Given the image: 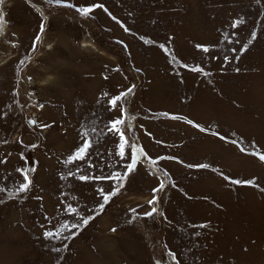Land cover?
<instances>
[{"label": "rangeland", "instance_id": "rangeland-1", "mask_svg": "<svg viewBox=\"0 0 264 264\" xmlns=\"http://www.w3.org/2000/svg\"><path fill=\"white\" fill-rule=\"evenodd\" d=\"M0 11V264H264V162L246 154H264V0H5ZM129 87L126 139L157 163L138 158L100 211L96 189L114 182L75 176L124 170L101 130L119 115L107 101ZM82 126L89 154L65 165ZM17 168L31 181L22 194Z\"/></svg>", "mask_w": 264, "mask_h": 264}, {"label": "snow or ice", "instance_id": "snow-or-ice-1", "mask_svg": "<svg viewBox=\"0 0 264 264\" xmlns=\"http://www.w3.org/2000/svg\"><path fill=\"white\" fill-rule=\"evenodd\" d=\"M49 2L51 3L52 0H49ZM56 4L60 5L61 4V0H55ZM5 3V0H0V5H3ZM64 7H68L71 8L73 7L71 4H64L62 5ZM103 5L101 4H94L88 7H78L75 9V11L77 13H79L81 16H88L89 13H91L95 8H102ZM36 11L39 13L40 10L36 9ZM42 16V13H41ZM3 23H4V13L2 11H0V35L3 34ZM117 23H119V21H117ZM237 23H243V21H238ZM122 28L124 27L122 24L120 25ZM231 27L235 28L237 27V24L234 23L231 25ZM44 31V23H43V18L41 20L40 23V32L42 33ZM125 31H127V29H125ZM256 38V34L253 32L252 33V40H254ZM40 36L37 35L36 36V40H39ZM144 43H149V41L145 40ZM249 43H251V40H249ZM205 52H207V48L203 49ZM245 49H241V51L243 52ZM115 71V69H114ZM190 71L192 72H199L200 69L199 68H192L190 69ZM133 91L132 87L127 88L124 91H121L118 95H114L112 96L108 101V111H112L113 109L119 107V115L118 117L109 120L105 126L104 129L106 130H101V134L103 135H107V133H111L113 136L116 137V140L113 141L114 144V155L119 157L120 160L125 161V163L123 165H121V167L124 169L122 172H110L107 176H96V177H92L89 174L86 173H81L80 175H76L75 179L79 180V181H86V180H91V179H95L97 181L102 180V179H106V180H111L114 183L111 185V191L109 192H105L104 190L97 188L96 191L99 193V195L102 197V202L98 201V208L100 211H103L105 208V205H107L110 201V199L115 196L120 189H123L125 187V182L126 180L129 178L131 173H134L136 171L137 168V164H138V158L143 157L144 160L149 162V166L151 167L152 165H155L157 163L156 159H150L148 157V155L145 153V151L139 147H137L135 144H132L130 141H128L126 139V135L124 133V127L126 126L127 122H128V117H127V113H126V109L123 107L122 104L118 103L120 101H122L123 99H126L128 95H130ZM107 95V94H105ZM30 125L33 124V121H29L28 122ZM188 123H191L190 121ZM43 127H50V125H44ZM192 127H198V125L196 124H192ZM95 131V129H93V132ZM130 131V129H129ZM200 131H204L203 129H200ZM79 135L81 137V143L78 144L75 149L71 152V154H69L66 158V160L63 161V163L65 165L68 164H72L74 161H80V160H84L86 158V156L89 154V149L92 147L91 144V140L89 139V135L90 133L88 132L87 129H85L83 126L81 127V130L79 131ZM213 135H215V133H213ZM220 139H224V137H220ZM33 147H35V145H33ZM128 149H130V156L128 153ZM241 152H246V150L244 148L241 147ZM246 154H250L253 156H256L261 162H264V154H260L256 151H253L252 153H246ZM21 159H23V157H21ZM158 159L163 160V159H174L173 157H159ZM179 163V161H177ZM0 163H3V161H0ZM189 167H196V168H207L208 165L206 164H197L195 166L193 165H189ZM32 171H34V169H31ZM16 171L18 173H20V175L22 176V182L19 183V185L16 187V191L18 193H24L25 191H27L31 185V181L29 176L26 174V171H22L20 168H17ZM150 175L152 174L151 172L149 173ZM69 175H74L71 170H69ZM165 176H167V173H164ZM227 179V178H226ZM254 180H247V181H238V180H231V184L233 185H238V184H244L246 186H254ZM163 190V183L161 182L160 185L158 187H154L152 189L153 192V196L152 199L148 200L147 203L149 206H153L156 202V197H155V193L157 191H161ZM5 189L4 188H0V193H4ZM8 196L12 197L13 193L11 191L8 192ZM66 211L70 212V213H75V209L74 208H69ZM156 211L155 207H152L151 211L146 212L145 215L146 216H152L153 213ZM99 214V213H97ZM92 217H89L87 219H82V225H87L89 223V219H91ZM131 222V221H129ZM62 228L67 227L66 225H61ZM73 227H76V225H73ZM200 227H204V225H201ZM116 229L113 228L111 229V231H115ZM59 230H57L56 232H52V231H44L43 232V236L45 239H50V238H59ZM57 251H59L57 249ZM169 256L172 257V254L169 253ZM174 257H173V261H174Z\"/></svg>", "mask_w": 264, "mask_h": 264}, {"label": "bare ground", "instance_id": "bare-ground-1", "mask_svg": "<svg viewBox=\"0 0 264 264\" xmlns=\"http://www.w3.org/2000/svg\"><path fill=\"white\" fill-rule=\"evenodd\" d=\"M85 5H86V4H85ZM88 6H89V5H88ZM60 56H61V55H60ZM37 94H38L37 92L32 93L33 98H34V100H35L34 103H37V104H38V110H39V111H42V109H43V105L40 104L41 101H42V99H41V97H40L39 95H37Z\"/></svg>", "mask_w": 264, "mask_h": 264}]
</instances>
